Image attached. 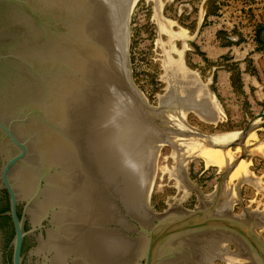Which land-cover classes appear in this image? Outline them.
Masks as SVG:
<instances>
[{"label":"water","instance_id":"water-1","mask_svg":"<svg viewBox=\"0 0 264 264\" xmlns=\"http://www.w3.org/2000/svg\"><path fill=\"white\" fill-rule=\"evenodd\" d=\"M107 11L115 13L107 0H0V207L4 190L11 264H22L25 237V264H166L178 250L195 264L180 238L229 231L248 244L247 259L264 264L259 216L216 213L202 195L201 207L155 213L149 191L141 206L152 136L185 149L203 137L155 123L161 106L132 80L130 15L122 12L115 34ZM261 127L264 112L218 147L245 150ZM243 154L222 171L218 190ZM10 232L0 219V264Z\"/></svg>","mask_w":264,"mask_h":264},{"label":"rangeland","instance_id":"rangeland-1","mask_svg":"<svg viewBox=\"0 0 264 264\" xmlns=\"http://www.w3.org/2000/svg\"><path fill=\"white\" fill-rule=\"evenodd\" d=\"M110 1L107 2V6H114V12H116L117 2H114V0H112V2ZM196 4V0L193 4H185L184 2L178 0H136L128 14V16L130 15L128 23V53L130 67L132 70V80L136 87L142 92L150 106H161L158 113L153 114L155 123L164 124L166 127L177 131H180L179 128H181V130L183 129L185 133L190 131V133L193 134H201L203 137V139H198L200 140L199 142L198 140H186V147L189 146V148L185 149L181 146L173 147L172 142L163 135L152 136V143H162H160L161 145L157 157L154 158L155 162L153 160L152 163V167L153 165L155 166V172L152 179L153 183L149 194L148 204L150 209L155 213H162L164 210L168 209L193 210L202 206L200 196L202 195L204 203L215 204L214 210L216 213L225 214V212H227L239 217H244L246 212H248L252 218L259 216L262 219V222H255L254 231L264 242V144L259 142L262 141L264 143V137L261 138L259 135L257 136L256 133L259 134L261 131L256 129V132L252 131L248 134L246 138L245 150H242L239 145L230 147L226 154L230 158L226 157L224 160H218L217 157L214 158V154H211L212 152H210V148L213 145L211 143H213L212 139L215 136L229 134V136L236 138L235 135L239 136L240 131L250 120L253 119L254 116L249 115L246 117L242 115L240 117L238 114L237 119L230 118L229 114L226 113L222 102H220V100L213 95V86L209 83L204 68L194 60V33L201 21L198 17H195L197 10V7H195ZM116 15L117 12L115 13V17ZM124 16L125 21H127L128 16H126V13ZM161 17L163 19H159ZM164 19L168 21L167 23L171 28L167 31L160 28L161 24L166 23ZM120 20L118 21L119 25H121ZM170 32L171 34H168ZM170 36H173V38ZM179 36H181V38H178ZM169 37L172 38V40ZM184 44L186 45L185 48ZM167 55L168 58L171 57L172 59H166ZM168 60H172V62L170 63ZM178 60L183 62V65L186 68V71L184 72L185 74H183L184 76L180 74L181 72L178 74L175 71L178 63H180ZM165 61H167L168 64H166L167 62ZM176 61H178V63H176ZM173 63L176 64L174 65ZM170 64H172V66ZM167 65L171 66L172 69L170 70ZM171 73L173 74L171 75ZM186 84L188 85L187 87L185 86ZM186 97H189V99ZM193 100L196 101L195 103H200H197L194 106ZM202 101L204 102L202 103ZM191 104L193 105L191 106ZM184 111L187 113H184ZM210 111L214 112L211 113ZM259 120L260 122L262 121L261 119ZM185 124L187 127H184ZM206 141H209V143L210 141L212 142L209 144L206 143ZM255 143H257L256 147H254ZM196 144L199 145L197 146ZM158 145L159 144H157V146ZM191 145L192 147H190ZM177 147L180 149L178 150ZM183 148L184 150H182ZM194 148L198 153L201 152V155L195 152ZM204 148L207 149L205 150ZM191 151H194L196 154L194 152L193 153L195 155H193V153L190 154ZM242 151H244L243 159L237 163L239 168L237 165L234 167L239 171L233 169L235 172L233 171L232 173L231 171L232 174L230 173L228 175V177L224 180L223 185L218 190L217 186L222 171L228 167V164L230 165L231 162L238 158L242 154ZM188 154L192 156H187V159H184ZM179 155H182L181 159L185 160H183L182 164H180V166L183 167H180V169L177 168L179 167L177 164V158ZM212 158H214V161ZM209 159H211L212 162ZM245 169L246 173L244 172ZM181 172H183V175ZM180 178L183 179L181 180ZM187 185L189 188H187ZM232 188L234 190L233 192ZM227 205L230 207L229 211L228 208L226 209L225 207ZM244 220H246V218H244ZM180 239L181 240H178V242H184L188 247V251L191 252V255H196L194 256L196 259L202 260L203 258L207 259L208 257L210 259L208 262L209 264H230V261H227L230 256L232 260L237 259L242 264H253L251 260L247 259L245 256L246 253L250 252L248 244H242L241 239L236 237V235L230 231L216 232L213 234H192ZM178 253L180 254V257H183L182 255L184 254H188L181 250H178ZM180 257L179 260L181 261L183 258ZM186 257H184V259ZM184 259L181 262L179 260H170L167 261L166 264H193L186 262Z\"/></svg>","mask_w":264,"mask_h":264},{"label":"crops","instance_id":"crops-1","mask_svg":"<svg viewBox=\"0 0 264 264\" xmlns=\"http://www.w3.org/2000/svg\"><path fill=\"white\" fill-rule=\"evenodd\" d=\"M222 1L219 7L216 0V7L210 0H196L195 17L201 21L194 33V60L230 118L255 116L264 112V0ZM258 130L256 135L264 137V127Z\"/></svg>","mask_w":264,"mask_h":264},{"label":"bare ground","instance_id":"bare-ground-1","mask_svg":"<svg viewBox=\"0 0 264 264\" xmlns=\"http://www.w3.org/2000/svg\"><path fill=\"white\" fill-rule=\"evenodd\" d=\"M110 1V0H109ZM109 1H107V2H109ZM117 2V5H118V7H117V5H116V9H117V15H116V17H115V13H112V12H107L108 13V16H109V19H110V21H111V23L114 25V29H115V34H118V33H121V25H119L118 24V21L121 19V16H122V12L123 13H126V16H128V14H129V12L131 11V9H132V7H133V5H134V3H135V1L136 0H114V2ZM110 2H112V0L110 1ZM154 3H156V2H154ZM110 5V4H109ZM112 6V5H111ZM114 7V6H113ZM114 10H115V7H114ZM111 13H112V15H111ZM119 15V16H118ZM129 17V16H128ZM160 17V16H159ZM117 18H118V20H117ZM157 18H158V16H157ZM159 19H163L162 17L161 18H159ZM116 20H117V24H116ZM165 20V19H164ZM158 21V20H157ZM166 21V20H165ZM162 22H163V20H162ZM168 21H166V23L165 24H161V27L160 28H162V29H165L166 31L170 28V26H169V24L167 23ZM164 23V22H163ZM171 29V28H170ZM170 31V30H169ZM183 33V32H182ZM181 33V34H182ZM167 34V33H166ZM168 34H171V32L170 33H168ZM184 34V33H183ZM170 37H172L173 38V36H170ZM169 37V38H170ZM184 37V36H183ZM182 37V38H183ZM117 38V37H116ZM172 38H170L171 40H172ZM176 38V37H175ZM178 38H181V36H179ZM185 45V44H184ZM186 47V45L184 46V48ZM169 58H171V57H169ZM168 58V55H167V58L166 59H169ZM181 58V57H180ZM165 59V60H166ZM172 59V58H171ZM170 60V59H169ZM168 60V61H169ZM181 60V59H180ZM174 61V60H173ZM179 61V60H178ZM178 61H176V63H178ZM182 61V60H181ZM181 61H179L180 63H178V66L176 67V69H175V71L179 74V72H181L180 74H185L184 72L186 71L185 69V66L183 65V62H181ZM165 62H167V61H165ZM164 62V63H165ZM170 63L172 62V60L171 61H169ZM175 63V64H176ZM166 64H168V62L166 63ZM174 64V63H173ZM174 64V65H175ZM171 66H172V64H170ZM174 65H173V68H174ZM166 66V65H165ZM171 66H168L167 65V67H169V69L171 70L172 69V67ZM171 67V68H170ZM168 69V70H169ZM171 72V71H170ZM169 72V73H170ZM188 73V72H187ZM192 73V72H191ZM173 73H171V75H172ZM194 74V73H193ZM195 75V74H194ZM194 75H192V76H194ZM179 76V75H178ZM184 76V75H183ZM189 76V75H188ZM196 76V75H195ZM174 77V76H173ZM186 77V76H185ZM195 78V77H194ZM197 78V77H196ZM182 79V78H181ZM180 79V80H181ZM179 80V81H180ZM185 80V79H184ZM194 80V79H193ZM196 80V79H195ZM170 81V80H169ZM183 81V80H182ZM189 81H191V80H189ZM187 82V81H186ZM193 82V81H192ZM183 83V82H182ZM181 83V84H182ZM172 84V83H171ZM170 85V84H169ZM173 85V84H172ZM195 85V84H194ZM186 87L188 86L187 84L185 85ZM190 86V85H189ZM178 87V86H177ZM173 88V87H172ZM190 88V87H189ZM200 89V88H199ZM203 89V88H202ZM205 89V88H204ZM186 90V89H185ZM170 92V91H169ZM193 93V92H192ZM200 93V92H199ZM178 94V93H177ZM191 94V93H190ZM191 95H193V94H191ZM203 95V94H202ZM175 96V95H174ZM186 96V95H185ZM171 98V97H170ZM187 98V97H186ZM197 98V97H196ZM187 99H189V97L187 98ZM167 100V99H166ZM176 100V99H175ZM198 100V99H197ZM162 101V100H161ZM165 101V100H164ZM169 101V100H168ZM171 101V100H170ZM206 101V100H205ZM184 102V101H183ZM185 102H187V101H185ZM196 101H194L193 100V104H194V106H195V104H197V103H200V102H197V103H195ZM204 101H202V103H203ZM214 102V101H213ZM212 102V103H213ZM166 103V102H165ZM208 103V102H207ZM169 104V103H168ZM190 104V103H189ZM193 104H191V106L193 105ZM210 104V103H209ZM163 105V104H162ZM165 105V104H164ZM188 105V104H187ZM200 105V104H199ZM199 105H197V106H199ZM207 105V104H206ZM168 106V105H167ZM172 106V105H171ZM190 106V105H189ZM208 106V105H207ZM166 107V106H165ZM170 107V106H169ZM178 107V106H177ZM210 107V106H209ZM211 108V107H210ZM170 109V108H169ZM197 110H199V109H197ZM202 110V109H201ZM195 111H196V109H195ZM203 111V110H202ZM179 112V111H178ZM193 112V111H192ZM198 112V111H197ZM209 112V111H208ZM211 112V111H210ZM212 112H214V111H212ZM211 112V113H212ZM184 113H187V112H185L184 111ZM169 114V113H168ZM183 114V113H182ZM195 114V113H194ZM170 115H171V113H170ZM203 115V114H202ZM208 115V114H207ZM206 115V116H207ZM209 115H210V113H209ZM216 115V114H215ZM177 116V115H176ZM199 116V115H198ZM211 116V115H210ZM171 117H173V116H171ZM184 117V116H183ZM175 118V117H174ZM168 119V118H167ZM174 120V119H173ZM180 120V119H179ZM259 119H256L255 120V123H257V121H258ZM184 121V120H183ZM178 123V122H177ZM181 123V122H180ZM179 123V124H180ZM214 123V122H213ZM183 125V124H182ZM186 125V124H185ZM184 125V127H187V125L185 126ZM177 127V126H176ZM181 127V126H180ZM175 128V127H174ZM177 129V128H176ZM180 129V131L182 132V131H184L183 129L181 130V128H179ZM183 133H185V131L183 132ZM188 133H190V131L188 132ZM253 134V133H252ZM236 136V138H237V135H235ZM252 136V135H251ZM205 137H206V135H205ZM235 137H232V136H229V134H225V135H223V136H215L212 140H213V143H211L212 141H210V143L211 144H213L212 145V147L210 148V152H212L211 154H214V158H216L217 157V159L219 160H224L226 157H228L226 154H227V152H228V150H229V148H227V149H221V148H219L218 146H222V145H225V144H228V143H230V142H232V141H234L235 139H236ZM247 138V137H246ZM205 139V138H204ZM159 140V139H158ZM196 140H198V139H196ZM157 141V140H156ZM165 141V140H164ZM194 141V140H193ZM200 140H198V142H199ZM158 142V141H157ZM172 142V141H171ZM189 142V141H188ZM187 142V143H188ZM196 142V141H195ZM205 142V141H204ZM160 143H162V142H159V143H154V150H153V159H152V163H153V160H154V158H156L157 157V154H158V152H159V149H160ZM189 143H191V142H189ZM194 143V142H193ZM201 143V142H200ZM199 143V144H200ZM202 143H203V140H202ZM206 143H209V141L207 142L206 141ZM205 143V144H206ZM209 143V144H210ZM157 144H159L158 146H157ZM168 144H169V142H168ZM198 144V145H199ZM208 144V145H209ZM185 145H186V142H185ZM197 145V144H196ZM197 145V146H198ZM207 145V144H206ZM194 146V145H193ZM211 146V145H210ZM213 146H215V147H213ZM181 147H183V146H181ZM190 147H192V145L190 146ZM203 147V146H202ZM205 147V146H204ZM178 148V147H177ZM186 148H189V146H187ZM200 148V147H199ZM180 148H178V150H179ZM195 149V148H194ZM205 149V148H204ZM207 149V148H206ZM205 149V150H206ZM209 149V148H208ZM178 150H177V152H178ZM182 150H184V148L182 149ZM188 150V149H187ZM190 150H192V149H190ZM204 150V151H205ZM181 151V150H180ZM179 151V152H180ZM199 151H200V149H199ZM183 152H185V151H183ZM194 152V151H193ZM192 151L190 152V154L191 153H193ZM195 152H197L196 151V149H195ZM194 152V153H195ZM230 152V151H229ZM175 153V152H174ZM181 153V152H180ZM187 153H188V151H187ZM186 153V154H187ZM193 153V155H195ZM198 153V152H197ZM201 153V152H200ZM200 153H198V154H200ZM205 153V152H204ZM203 153V154H204ZM176 154V153H175ZM184 154V153H183ZM197 154V155H198ZM211 154H210V157H211ZM233 154V153H232ZM201 155V154H200ZM206 155V154H205ZM205 155H203L204 157H206ZM208 155H209V153H208ZM231 155V154H230ZM229 155V156H230ZM177 156V155H176ZM182 156V155H181ZM181 156L179 155V157L177 158V164H178V166L179 167H177V164H176V167L177 168H179L180 169V167H182V166H180V164H182V161L184 160V159H187V156H192V155H186V158H184V157H182V158H184L183 160L181 159ZM195 157V156H194ZM204 157H202V158H204ZM234 157V156H233ZM191 158V157H190ZM207 158V157H206ZM214 158H212V160L214 161ZM228 158H230V157H228ZM205 159V158H204ZM233 159V158H232ZM176 160V159H175ZM210 161H211V159H209ZM228 160V159H227ZM226 160V161H227ZM185 161V160H184ZM205 161V160H204ZM216 161V160H215ZM229 161V160H228ZM232 161V160H231ZM241 161V160H240ZM154 162H155V160H154ZM212 162V161H211ZM184 163V162H183ZM186 163V162H185ZM213 163H216V162H213ZM218 163V162H217ZM221 163V162H220ZM227 163V162H226ZM232 163V162H231ZM243 163V162H242ZM241 163V164H242ZM229 165V164H228ZM237 166H238V164H236ZM244 165V164H243ZM245 166V165H244ZM175 167V168H176ZM223 167V166H222ZM236 167V166H235ZM241 167V166H240ZM183 168V167H182ZM226 168V167H225ZM238 168H239V166H238ZM244 168V167H243ZM245 168H247V167H245ZM154 169H155V166L153 165V167L151 168V173H153V175H154ZM234 169H236V168H234ZM165 170V169H164ZM178 170V169H177ZM183 170V169H182ZM236 170H238V169H236ZM176 171V170H175ZM233 171L235 172V170H232V173H233ZM239 171V170H238ZM244 171V170H243ZM240 172H241V170H240ZM245 173H246V169H245V171H244ZM231 173V174H232ZM243 173V172H242ZM171 174V173H170ZM177 174H179V173H177ZM181 174L183 175V172H181ZM237 174V173H236ZM239 174V173H238ZM153 175H152V177L149 179V177L147 178V180L145 181V186H144V191H143V197H142V202H141V206H143V202H144V200H145V197H147V195H148V193H149V191L151 190V187H152V179H153ZM175 175V174H174ZM244 175V174H243ZM234 176V175H233ZM239 176V175H238ZM176 177V176H175ZM178 177H179V175H178ZM182 177V176H181ZM176 179V178H175ZM181 179V178H180ZM183 179V178H182ZM181 179V180H182ZM247 180V179H246ZM245 180V181H246ZM249 180V179H248ZM254 180V179H253ZM185 182V181H184ZM185 183H187V182H185ZM249 183V182H248ZM184 184V183H183ZM259 184V183H258ZM257 184V185H258ZM256 185V184H255ZM184 186H185V184H184ZM190 186V185H189ZM182 188V187H181ZM184 188V187H183ZM187 188H189L188 187V185H187ZM190 188H192V187H190ZM256 188H257V186H256ZM231 189V188H230ZM185 190V189H184ZM234 190H233V188H232V192H233ZM231 192V193H232ZM225 194V193H224ZM227 194V193H226ZM233 195V194H232ZM228 198V197H227ZM228 199H230V198H228ZM235 200V199H234ZM223 201V200H222ZM176 206V205H175ZM226 207V209L228 208V211H229V209H230V207H229V205H227V206H225ZM221 208V207H220ZM215 211V210H214ZM245 211H246V209H245ZM221 212H222V210H221ZM224 212V211H223ZM250 214V213H249ZM252 217V216H251ZM263 217V216H262ZM244 221H247V218H246V220H244ZM213 234V233H212ZM225 234V233H224ZM237 237V236H236ZM186 240V239H185ZM192 242V241H191ZM193 243H195V242H193ZM199 243V242H198ZM204 245V244H203ZM197 246H198V244H197ZM202 249V248H201ZM218 249V248H217ZM197 250H198V248H197ZM245 250V249H244ZM190 252V251H189ZM195 252V251H194ZM191 254V253H190ZM195 254V253H194ZM209 254V253H208ZM193 255V254H192ZM199 255H201V254H199ZM211 255V254H210ZM218 255V254H217ZM231 255V254H230ZM183 257H180V258H184V257H189L188 256V254H184V255H182ZM194 256H196V255H193V257ZM204 256V255H203ZM186 257V258H187ZM199 257H201V256H199ZM205 257V256H204ZM220 257V256H219ZM231 257V256H230ZM226 258L227 259V261L230 263V264H242L241 262H239L237 259H233L232 260V258ZM198 258V257H197ZM234 258V257H233ZM238 258V257H237ZM196 258L194 257V262H195V264H209L208 262L210 261V259L207 257V259L205 258H203V260L202 259H196ZM178 260H179V258H178ZM183 260V259H182ZM181 260V261H182ZM180 261V260H179ZM173 263H175V262H173ZM183 263V262H182ZM178 264V263H177ZM181 264V263H180Z\"/></svg>","mask_w":264,"mask_h":264},{"label":"trees","instance_id":"trees-1","mask_svg":"<svg viewBox=\"0 0 264 264\" xmlns=\"http://www.w3.org/2000/svg\"><path fill=\"white\" fill-rule=\"evenodd\" d=\"M210 1H212L213 5H214V2H215V5L217 7L216 0H210ZM256 32H257V30H256ZM256 32H255V34H256ZM256 36L257 35H255V38H256ZM8 209H9V204H8V197H7L5 202L0 207V219L4 222L5 225H7L9 228H11V232H10L8 240H7L8 244H9V253H8V260L7 261L10 263L11 251H12L11 247H10V242H11V239L13 237V230H12L10 217L5 214V212L8 211ZM20 210H21V208H19V210H18V215L20 214ZM24 228L25 229L29 228L27 223H25Z\"/></svg>","mask_w":264,"mask_h":264},{"label":"flooded vegetation","instance_id":"flooded-vegetation-1","mask_svg":"<svg viewBox=\"0 0 264 264\" xmlns=\"http://www.w3.org/2000/svg\"><path fill=\"white\" fill-rule=\"evenodd\" d=\"M1 193H2L3 203H4L5 200H6V198H7V194H6V192H5L4 190H1ZM3 203H2V204H3ZM11 225H12V224H11ZM12 230H13V228H12ZM26 238H27V237L24 238V240H23V244H22V257H23V259H22V264H25V252L28 250V247H27V245H26ZM31 238H32V237H31ZM7 240H8V239H7ZM7 240H6V242H5L6 260H8V253H9V244H8ZM11 252H12V251H11ZM7 264H11V259H10V263L7 261Z\"/></svg>","mask_w":264,"mask_h":264},{"label":"built area","instance_id":"built-area-1","mask_svg":"<svg viewBox=\"0 0 264 264\" xmlns=\"http://www.w3.org/2000/svg\"><path fill=\"white\" fill-rule=\"evenodd\" d=\"M217 1H220V3L218 2V3H219V7H220V5H221V2L224 3V1H222V0H217Z\"/></svg>","mask_w":264,"mask_h":264}]
</instances>
